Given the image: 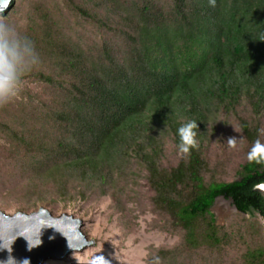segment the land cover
Wrapping results in <instances>:
<instances>
[{
	"label": "trees",
	"instance_id": "obj_1",
	"mask_svg": "<svg viewBox=\"0 0 264 264\" xmlns=\"http://www.w3.org/2000/svg\"><path fill=\"white\" fill-rule=\"evenodd\" d=\"M85 1L90 8L76 4L77 10L99 17L128 43L120 54L106 48L93 58L48 27L26 34L50 61L41 77L66 78L69 86L43 101V127L18 114L6 126L33 153V179L55 182L61 195L98 191L116 200L134 161L146 171L163 229L182 236L175 247L152 253L149 264L153 255L161 257L158 264H173L188 252L238 246L244 264H264V199L254 190L264 181V159L247 156L223 180L207 178L206 152L208 125L220 110L238 116L247 153L258 136L264 140V0ZM240 105L246 115L236 111ZM189 120L198 128L184 153L177 130ZM219 195L233 198L242 222L217 223L212 205Z\"/></svg>",
	"mask_w": 264,
	"mask_h": 264
},
{
	"label": "rangeland",
	"instance_id": "obj_2",
	"mask_svg": "<svg viewBox=\"0 0 264 264\" xmlns=\"http://www.w3.org/2000/svg\"><path fill=\"white\" fill-rule=\"evenodd\" d=\"M161 2L168 5L171 0ZM13 3L6 13L0 14V20L14 25L21 33L40 34L44 27H48L53 37L76 44L93 58L104 55L106 48L116 54L126 49L128 39L125 36L107 28L99 17L83 15L77 10L76 4L90 8L85 0H75V3L70 0H13ZM45 64H50L49 59L39 55L37 64L23 76L17 94L0 103V209L6 213L31 212L44 206L53 215L68 212L82 219L83 232L95 244L72 251L63 258L47 259L44 264H149L152 253L162 247H175L182 236L179 231L163 229L164 218L150 200L152 193L142 165L132 161L128 169L130 180L127 179L126 188L116 200L109 194L99 195L98 191H87V197L79 193L72 197V192L68 196L61 195L55 182L33 179V153L19 147L6 130L17 114L25 116L31 126L43 127L46 112L42 110L43 101L50 103L53 95L63 94L68 89L66 78L54 76L56 81L48 83L41 77ZM244 108L240 105L236 111L246 115L249 109ZM260 124L264 128V115ZM208 127L211 141L206 152L214 172H208L207 178L212 174L217 179L231 180L247 157V141L238 116L233 111L220 110ZM233 136L237 137L235 143L229 144L227 139ZM262 136L264 138V133ZM165 145L172 151L168 138ZM235 214L237 212L226 215L225 221L217 223L237 225L242 220ZM215 215L217 220L218 215ZM239 247L188 252L173 264H244L241 258L243 249Z\"/></svg>",
	"mask_w": 264,
	"mask_h": 264
},
{
	"label": "water",
	"instance_id": "obj_3",
	"mask_svg": "<svg viewBox=\"0 0 264 264\" xmlns=\"http://www.w3.org/2000/svg\"><path fill=\"white\" fill-rule=\"evenodd\" d=\"M13 0H0V14L6 13ZM264 199V181L254 186ZM217 221L241 212L232 197L219 195L212 205ZM248 216V214L246 215ZM79 217L63 212L53 215L44 206L31 212L6 213L0 209V264H44L50 258H63L95 244L88 240Z\"/></svg>",
	"mask_w": 264,
	"mask_h": 264
},
{
	"label": "clouds",
	"instance_id": "obj_4",
	"mask_svg": "<svg viewBox=\"0 0 264 264\" xmlns=\"http://www.w3.org/2000/svg\"><path fill=\"white\" fill-rule=\"evenodd\" d=\"M38 61L39 53L34 41L26 34H22L14 25L0 20V103L7 102L17 94L23 76ZM196 128H198L196 120H189L179 125L177 131L181 152H188L189 147L195 143ZM259 131L264 133V128ZM236 138L229 137L228 143L234 144ZM247 156L249 159H264V140L258 136ZM160 259L159 255H153L152 264H158Z\"/></svg>",
	"mask_w": 264,
	"mask_h": 264
}]
</instances>
